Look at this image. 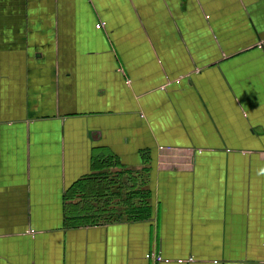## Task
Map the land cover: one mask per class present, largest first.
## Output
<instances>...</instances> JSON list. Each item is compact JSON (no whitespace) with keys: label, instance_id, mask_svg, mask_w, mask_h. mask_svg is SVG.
<instances>
[{"label":"crops","instance_id":"0c3cea01","mask_svg":"<svg viewBox=\"0 0 264 264\" xmlns=\"http://www.w3.org/2000/svg\"><path fill=\"white\" fill-rule=\"evenodd\" d=\"M0 264H264V0H0Z\"/></svg>","mask_w":264,"mask_h":264},{"label":"trees","instance_id":"16d2710c","mask_svg":"<svg viewBox=\"0 0 264 264\" xmlns=\"http://www.w3.org/2000/svg\"><path fill=\"white\" fill-rule=\"evenodd\" d=\"M134 195V194H133ZM141 196H143L141 194ZM144 197V196H143ZM143 203V202H142ZM143 206V204H142ZM147 206L144 207V209L146 208ZM143 208V207H142ZM144 209H141V207H135V208H132V209H127V210H124V211H121V213L119 214L120 217H123V216H135V217H138V215L141 213V211H144ZM112 214H109V216H111ZM92 220H95L94 218H92Z\"/></svg>","mask_w":264,"mask_h":264},{"label":"built area","instance_id":"2783aa9c","mask_svg":"<svg viewBox=\"0 0 264 264\" xmlns=\"http://www.w3.org/2000/svg\"><path fill=\"white\" fill-rule=\"evenodd\" d=\"M98 29H101V28H105V24L104 23H101L97 26ZM148 260H153L154 262H161L162 259L158 256H155L153 254H149L147 257H146Z\"/></svg>","mask_w":264,"mask_h":264}]
</instances>
